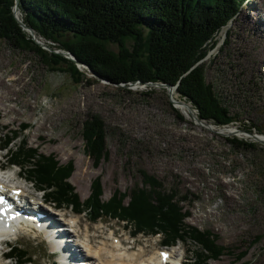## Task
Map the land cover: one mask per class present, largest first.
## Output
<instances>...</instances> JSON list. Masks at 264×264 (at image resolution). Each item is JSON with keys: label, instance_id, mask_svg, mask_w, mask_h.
Returning <instances> with one entry per match:
<instances>
[{"label": "rangeland", "instance_id": "374dc122", "mask_svg": "<svg viewBox=\"0 0 264 264\" xmlns=\"http://www.w3.org/2000/svg\"><path fill=\"white\" fill-rule=\"evenodd\" d=\"M218 37L216 48L204 59L206 81L235 115L231 126L245 129L254 125L253 132L264 134V0L246 1ZM131 42L128 39L127 46ZM106 46L117 53L116 44ZM85 73L95 78L87 70ZM146 87L115 86L99 79L89 85L76 83L68 72L49 71L35 56L0 39V147L6 135H19L0 148V172L10 177L14 173L13 184L35 191L23 179L25 169L8 165L6 153L23 141L25 147L54 155L61 164L73 161L67 181L84 201L95 177H100L101 198L107 200L115 190L125 192L141 185L137 169H143L165 189L176 188L178 196L187 194L188 199L180 201L183 210L190 212L185 224L217 234L218 244L233 249V254L209 264H264V146L237 137L255 146L235 149L225 140L235 136L203 129L191 119L180 122L165 90L155 88L145 96L141 91ZM173 95L180 100L175 92ZM91 114L103 119L107 132L108 156L97 166L85 154L81 134L83 122ZM23 125L28 127L23 129ZM36 193L42 196V192ZM56 212L64 215V222L74 220L73 234L85 244H109L111 232L131 252L141 248L156 256L160 250L171 251L182 264L193 261L194 251L202 250L191 239L164 247L160 233H133L131 224L117 219L102 217L91 222L85 212L65 207ZM24 232L4 248L21 246L31 255L30 264L55 260L39 234ZM241 251L245 255L237 261ZM15 260L12 257L10 264Z\"/></svg>", "mask_w": 264, "mask_h": 264}, {"label": "trees", "instance_id": "16d2710c", "mask_svg": "<svg viewBox=\"0 0 264 264\" xmlns=\"http://www.w3.org/2000/svg\"><path fill=\"white\" fill-rule=\"evenodd\" d=\"M246 1L18 0V9L19 18L44 44L72 53L109 84L125 87L138 81L140 85L146 82L176 85L178 98L190 102L198 118L228 126L236 117L206 81L204 59L216 48L219 32L237 16ZM14 2L0 0L1 40L17 51L35 56L49 71L68 72L76 83L89 85L97 81L78 69L73 61L36 44L14 18ZM128 39L132 41L130 46ZM108 43L118 46L117 53L106 46ZM146 88L141 91L145 96L156 90ZM171 109L178 121L187 122L177 108L171 106ZM23 126V129L28 127ZM253 128L254 125L245 127L248 131ZM81 134L84 152L97 166L108 156L103 119L97 114L89 115ZM18 136L15 132L12 137L6 135L1 146L6 148ZM225 140L235 149L255 146L237 137ZM8 156L9 162L25 169L26 178L58 207L85 212L94 222L102 217L124 221L132 225L133 233H160L163 245L191 239L202 250L194 251V259L188 264H209L210 260L219 261L224 254H233V249L217 243V234L185 224L190 212L183 210L180 201L187 200V194L178 196L176 188L165 189L159 179L143 169H137L141 185L137 183L125 192L115 190L107 200H102L100 177H95L89 196L81 201L67 181L74 170L73 161L61 164L54 155H43L25 147L23 141L15 150H9ZM125 198H128L126 203ZM9 248L8 256L33 261L19 245ZM244 255L241 251L235 259L238 261Z\"/></svg>", "mask_w": 264, "mask_h": 264}, {"label": "bare ground", "instance_id": "6f19581e", "mask_svg": "<svg viewBox=\"0 0 264 264\" xmlns=\"http://www.w3.org/2000/svg\"><path fill=\"white\" fill-rule=\"evenodd\" d=\"M257 21H261V19L257 20ZM255 27V26H254ZM253 27V28H254ZM252 28V27H251ZM257 28V27H255ZM258 30V28H257ZM256 32V31H255ZM175 92V91H174ZM173 92V93H174ZM172 93L173 99L174 101V106L175 108H178L179 111L182 113V115L184 116L185 119L187 120H192L193 122L197 123L194 119L193 113L191 110H189L185 103L179 99H177ZM199 124V123H197ZM212 124V123H210ZM199 126L203 129L206 128V130H214V132L219 131L221 133H228V134H237L239 135V137L241 138H248L254 141V139L248 135V134H244V133H239L237 132V130L234 129L233 126L228 125V126H224L222 128H218L215 127L214 125L212 126H204L199 124ZM231 126V127H230ZM260 138L264 140V134H260ZM7 175V174H6ZM2 177L4 176H0V182L1 183H6V179H3ZM3 179V180H1ZM10 183V182H9ZM21 186H14L15 189L18 190H25L23 187ZM30 204V203H29ZM14 208L18 211V210H23L25 211V213L27 214H31L32 211L34 210L33 207H28L26 206V203H24L22 200H20L17 204L14 205ZM9 212V211H6ZM45 219L48 220L52 226H54L53 224V219L51 217H47L45 216ZM7 223H9V227H3V223H0V232L4 233V231H8V230H14L16 229L18 226L14 225L12 222H10L9 219L6 220ZM73 222L74 220H70L68 221L69 226L72 228L73 227ZM22 226V225H21ZM71 228L69 230H71ZM66 231V230H63ZM72 231V230H71ZM60 236L62 237V240L64 243V247L65 249H67V252L63 253L64 256V260L63 261H67L68 264H75L73 261H70V257L71 258H76L79 259L80 257L83 258V256H87L88 258H90L93 262V264H166L167 260L171 261V264H176L179 263V257H173L172 252L169 251V259H165L161 256V251H158V255H154V254H150L147 253L144 249H139L137 252H131L129 251V249L127 247H125L121 241L114 237L112 235V233L110 232V236L112 238V240L110 241V243L108 244L106 241H100L98 242L96 245H90L91 243H83L81 242V239L75 238L74 241L75 245L67 242L66 236L63 233H60ZM90 242V241H89ZM77 246V247H75ZM134 249V248H132ZM56 252L58 253V247H55ZM177 256V255H176ZM175 258V259H174ZM58 261L57 264H62L61 263V259L60 256L57 259ZM88 262V261H86ZM10 260L9 261H4L3 264H10ZM84 264H90V263H84Z\"/></svg>", "mask_w": 264, "mask_h": 264}, {"label": "water", "instance_id": "95a60500", "mask_svg": "<svg viewBox=\"0 0 264 264\" xmlns=\"http://www.w3.org/2000/svg\"><path fill=\"white\" fill-rule=\"evenodd\" d=\"M12 12H13V15H14V18L16 19V21L18 22V24L21 26V28L26 31L31 39L38 45H40L43 49L47 50V51H50V52H55V53H59L60 55L66 57L67 59L73 61L75 63V65L78 67V69L82 70V68H84L85 70H87L92 76H94L95 78L103 81V82H107L109 83L107 80L103 79V78H100L99 75H97L94 71H92L88 66H86L84 63L80 62L79 60H77L74 55L68 51H65V50H54L52 49L51 47H49L48 45L44 44L42 41H40L38 39V37L36 36L35 32L30 28L28 27L26 24H24L22 22V20L19 18V9H18V0H15L14 2V6H13V9H12ZM131 87H145V86H149V87H154V88H161L163 90H165V92L167 93V96H168V101L169 103L172 105V107L175 108L174 106V99H173V96H172V93L175 91L176 89V85H171V84H168V83H162V82H146L142 85L139 84L138 81H136L135 83L133 84H129ZM115 86H123L121 84H115ZM181 101H183L186 105V107L192 111L193 113V116H194V119L197 123L201 124V125H208V126H216L218 128H222L224 126H218V125H215V124H210L211 122L209 121H206V120H203V119H200L198 118L197 116V111L196 109L191 105L190 102H187L185 101L184 98L180 99ZM235 130H237V132L239 133H244V134H248L250 135L254 141L262 144L264 146V140L260 138V133H256V132H253V131H248L246 129H241V128H238V127H235L234 128ZM215 133L217 134H220V135H224V136H235V137H238V138H241L239 137V135L235 134L234 135L231 133V134H224V133H221L219 131H216Z\"/></svg>", "mask_w": 264, "mask_h": 264}]
</instances>
